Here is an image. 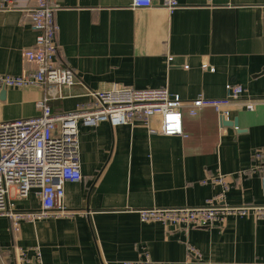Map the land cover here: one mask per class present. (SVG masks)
I'll list each match as a JSON object with an SVG mask.
<instances>
[{"label": "crops", "instance_id": "1", "mask_svg": "<svg viewBox=\"0 0 264 264\" xmlns=\"http://www.w3.org/2000/svg\"><path fill=\"white\" fill-rule=\"evenodd\" d=\"M164 0L136 8L133 0H59L58 63L71 67L76 84L52 100L54 112L75 111L91 93L115 87H167L185 102L202 95L226 96L228 83L248 87L221 123L212 108L196 116L184 107V135L151 133L141 122L81 126L83 180L65 185L73 215L19 229L0 216V264H264V219L228 216L200 227L142 222L138 209L195 207L223 195L230 205H264V171L254 152L264 146V0ZM34 6V0H20ZM25 8L0 9V73L21 75L36 65L24 57L37 32ZM172 58V60H170ZM204 65H207L204 68ZM44 92L7 88L0 122L39 114ZM247 97L257 103L245 108ZM159 116L150 125L159 128ZM220 180V181H217ZM11 201L16 211L41 207L38 190ZM31 262H21L17 250ZM39 256H38V253Z\"/></svg>", "mask_w": 264, "mask_h": 264}, {"label": "built area", "instance_id": "2", "mask_svg": "<svg viewBox=\"0 0 264 264\" xmlns=\"http://www.w3.org/2000/svg\"><path fill=\"white\" fill-rule=\"evenodd\" d=\"M34 1V6L28 9V4L20 0H0L1 10L25 8V22L37 32L36 44L23 53L36 68L17 76L0 73V90L3 87H36L44 92L43 98L37 102L39 114L0 122V216L9 217L16 231L22 220L35 222L73 215L64 203L65 185L84 178L79 149L81 126L95 127L101 122H109L112 126L141 122L151 133L179 136L184 135V107L188 106L192 116L212 108L229 119L231 106L248 96V87L237 83L226 85L227 94L223 98L199 95L187 102L172 94L167 87L123 86L92 92L93 101L87 107L54 112L50 102L64 98L66 89L73 87L77 79L71 67L58 63L56 11L59 0ZM132 4L136 8H147L154 3L153 0H133ZM162 4L171 11L179 6L177 0H164ZM243 104L249 111H254L257 106L250 97ZM156 116L161 119L159 128L150 125ZM254 158L262 165L258 170L264 171V146L254 152ZM14 189L20 198H28L33 190H38L40 209L16 211L11 201ZM222 198L220 194L195 207H151L137 212L142 222L189 227L221 225L228 216L253 215L264 219V205L235 206L222 202ZM17 256L21 262H31L26 250H17ZM124 264L168 263L155 262L148 257L125 261Z\"/></svg>", "mask_w": 264, "mask_h": 264}, {"label": "water", "instance_id": "3", "mask_svg": "<svg viewBox=\"0 0 264 264\" xmlns=\"http://www.w3.org/2000/svg\"><path fill=\"white\" fill-rule=\"evenodd\" d=\"M6 94H7V88L6 87H3L1 90H0V99H5L6 98ZM220 119H221V123L225 126H233V127H236L238 129V126H239V121H238V118H234L233 120H229V119H226L225 117L223 116H220Z\"/></svg>", "mask_w": 264, "mask_h": 264}]
</instances>
